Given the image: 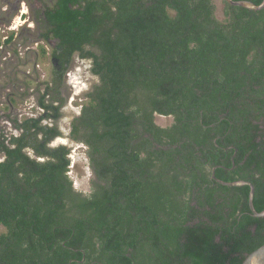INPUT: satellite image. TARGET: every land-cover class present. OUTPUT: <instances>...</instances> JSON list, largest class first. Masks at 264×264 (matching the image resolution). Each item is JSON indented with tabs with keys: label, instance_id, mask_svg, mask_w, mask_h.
<instances>
[{
	"label": "trees",
	"instance_id": "16d2710c",
	"mask_svg": "<svg viewBox=\"0 0 264 264\" xmlns=\"http://www.w3.org/2000/svg\"><path fill=\"white\" fill-rule=\"evenodd\" d=\"M224 3L223 19L214 0L50 11L55 91L75 54L99 77L70 132L94 178L89 194L76 190L71 149L42 123L64 98L15 119L20 134L0 135V264H242L264 244L250 187L212 178L252 182L264 210V9Z\"/></svg>",
	"mask_w": 264,
	"mask_h": 264
},
{
	"label": "rangeland",
	"instance_id": "374dc122",
	"mask_svg": "<svg viewBox=\"0 0 264 264\" xmlns=\"http://www.w3.org/2000/svg\"><path fill=\"white\" fill-rule=\"evenodd\" d=\"M217 7L216 15L219 19L224 18V0H214ZM19 19L14 23L0 21V36L8 35L9 25L18 27L15 31L14 41L4 46L6 53L0 48V135L16 134L14 129V118L38 116L41 110L38 108V98L45 88V83L52 77L53 64L49 57L37 56L36 53L27 52L19 54L16 51L19 43H24L26 48L33 44H26L29 36L37 35V29L28 31V25L21 27ZM20 26V27H19ZM23 49V52H25ZM91 70V62L75 58L71 70L65 77V82L55 91L66 99L61 117L56 121H49L60 129L62 135L58 137L53 145L64 144L71 149V171L70 176L77 191L84 194L91 192L92 179L94 174L91 170L87 147L75 142L71 136V124L74 118L81 113L82 105L87 101L86 94L98 83ZM157 124L166 127L173 123L172 117L156 115ZM1 158V157H0ZM5 229L0 225V232Z\"/></svg>",
	"mask_w": 264,
	"mask_h": 264
},
{
	"label": "flooded vegetation",
	"instance_id": "af4514ba",
	"mask_svg": "<svg viewBox=\"0 0 264 264\" xmlns=\"http://www.w3.org/2000/svg\"><path fill=\"white\" fill-rule=\"evenodd\" d=\"M59 2L60 0H0V21L1 22L9 21V23L12 24L16 20L19 19L21 22H23V24H21V27H23L26 24L28 25V28H29L28 31H31V30L33 31L34 27L37 29L36 31H34L37 33V35L29 36V38L26 41V44H29V43L33 44L32 47L26 48L24 46L25 45L24 43H19L18 47L16 48V51L19 50L18 52L19 54H24L27 52L36 53L37 56H40V58L49 57V59L51 60L53 64L51 80L44 84L45 85L44 91L42 92V94L39 95V98H38V108L41 110V114H44V113H43V109L40 107L39 101L43 96H45V100L47 103L52 102L55 105L60 104V102H56V101L54 102L53 100L56 97L55 96V83H54V80L56 77L55 71L56 70L60 71L62 69V67L59 65V59L54 57V52L58 47L59 39L54 37L55 35L53 31L54 26L51 25L49 21L50 11L55 9L57 5L59 4ZM17 29L18 27L9 25L8 31L10 32L8 33L7 36L4 37L5 39L3 41H2L3 36H0V48L3 50L2 52L3 54L6 53L5 51L6 49H3L4 46L14 41L15 33H16L15 31ZM25 48L26 50H24L25 52H23V49ZM76 57H78L81 60L90 61L91 70H92V67H93L92 59L82 58L78 54H75L72 62L70 63V67L64 76V82H65V77H67L68 72L71 70L73 62ZM94 76L97 77L99 80L98 76L96 75ZM96 84H94V86ZM49 87L51 88L49 89ZM91 90L89 92H91ZM57 94L59 95L60 98H63L61 93L58 92ZM87 96L88 94H86V98H85L86 100H88ZM64 100L66 101V99ZM63 105L61 106L60 111L62 110ZM81 111H82V108H81ZM40 115L24 117V118H38ZM24 118H14L13 123L15 119L22 121ZM49 121H55V120L45 119L43 120L42 123L48 124L50 126L55 125V124H50ZM14 129L17 131L16 135L20 134L21 131L15 127V123H14ZM51 145L54 146L53 143Z\"/></svg>",
	"mask_w": 264,
	"mask_h": 264
},
{
	"label": "water",
	"instance_id": "95a60500",
	"mask_svg": "<svg viewBox=\"0 0 264 264\" xmlns=\"http://www.w3.org/2000/svg\"><path fill=\"white\" fill-rule=\"evenodd\" d=\"M225 1L232 6L243 7V8L249 9V10L260 11V10L264 9V0L259 5L254 3V2L247 1V0H240V1L225 0ZM212 178L216 182H218L222 185H225V186H230V187L248 186V187H250V194H249L250 210L255 217H264V210L259 212L255 208L254 197H255L256 189H255V186L252 182L246 181V180H240V181H234V182L223 181V180L217 178V176L215 174V168H214L213 173H212ZM242 264H264V244L262 246H260L259 248H257L252 253H250L249 255H247V257L245 258V260L243 261Z\"/></svg>",
	"mask_w": 264,
	"mask_h": 264
}]
</instances>
